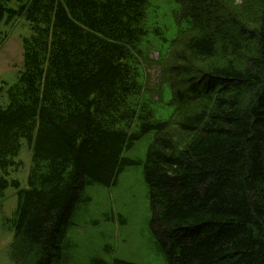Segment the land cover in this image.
<instances>
[{
  "label": "trees",
  "instance_id": "obj_1",
  "mask_svg": "<svg viewBox=\"0 0 264 264\" xmlns=\"http://www.w3.org/2000/svg\"><path fill=\"white\" fill-rule=\"evenodd\" d=\"M11 1L0 0V24L30 27L0 104L13 261L57 264L85 187L115 184L141 162L123 151L154 132L142 177L167 264H264V0L237 14L220 0H167L162 15L153 0ZM23 141L20 188L5 175Z\"/></svg>",
  "mask_w": 264,
  "mask_h": 264
},
{
  "label": "rangeland",
  "instance_id": "obj_2",
  "mask_svg": "<svg viewBox=\"0 0 264 264\" xmlns=\"http://www.w3.org/2000/svg\"><path fill=\"white\" fill-rule=\"evenodd\" d=\"M153 1L161 3L158 7L160 15L165 11L169 13L172 4H166V0ZM258 1L220 0L227 11L236 14ZM15 4L14 0L10 3ZM29 34V24L23 17L0 24V104L7 103V87L15 81L22 68L21 40ZM156 58L157 51L150 50L145 62V84L149 89L159 84ZM150 96L157 98L154 92ZM153 138L154 132H149L130 149L123 151V156L141 162L126 166L115 184L85 187L75 206L57 264H93L94 259L110 263L114 259H121L137 264H167L157 234L151 226L152 212L142 177L143 161ZM15 159L17 165L11 167L5 177L18 180L20 188H25L31 164V151L25 141ZM15 192L9 186L0 194V264H16L10 256L12 230L4 221V217H11L16 207Z\"/></svg>",
  "mask_w": 264,
  "mask_h": 264
}]
</instances>
